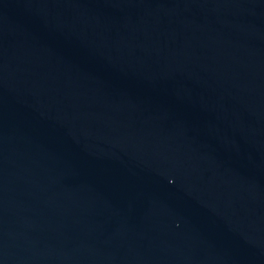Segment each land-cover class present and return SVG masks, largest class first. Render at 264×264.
Segmentation results:
<instances>
[{
  "label": "water",
  "instance_id": "1",
  "mask_svg": "<svg viewBox=\"0 0 264 264\" xmlns=\"http://www.w3.org/2000/svg\"><path fill=\"white\" fill-rule=\"evenodd\" d=\"M129 46L264 132V0H77Z\"/></svg>",
  "mask_w": 264,
  "mask_h": 264
}]
</instances>
